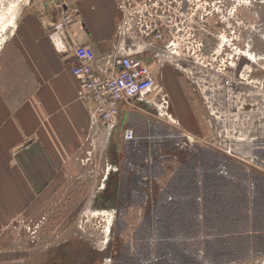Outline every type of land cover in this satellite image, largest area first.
<instances>
[{
  "label": "rangeland",
  "instance_id": "374dc122",
  "mask_svg": "<svg viewBox=\"0 0 264 264\" xmlns=\"http://www.w3.org/2000/svg\"><path fill=\"white\" fill-rule=\"evenodd\" d=\"M192 1L194 9L177 18L180 29L168 38L174 46H163L161 66L174 73L178 87L170 94L161 84L165 112L155 117L137 109L135 99L132 108L123 109L117 137L115 130L97 129V144H89L80 160L85 174L71 176L65 188L48 191L37 211L30 207L0 228V264H58V249L75 264L91 246L90 234L108 231L114 222L113 231H142L151 217L163 238L168 236L163 233L175 234V244L159 245L166 263H181L201 250L217 264V248L229 250L231 242L240 248L238 264H264V255L249 254L254 259L245 260L244 252L254 241L251 233L264 229V216L261 224L251 222V206L264 210V0ZM23 6L0 14V52ZM201 6L207 7L206 15ZM129 127L135 136L127 142ZM107 157L122 166L123 176L135 172L142 179H158L156 202L141 195L129 198L117 220L113 208L104 211L94 201L90 207L107 165L113 167ZM262 237L255 236V244ZM99 238L101 243L94 240L102 247L106 239Z\"/></svg>",
  "mask_w": 264,
  "mask_h": 264
},
{
  "label": "crops",
  "instance_id": "0c3cea01",
  "mask_svg": "<svg viewBox=\"0 0 264 264\" xmlns=\"http://www.w3.org/2000/svg\"><path fill=\"white\" fill-rule=\"evenodd\" d=\"M23 3L0 52V228L30 207L37 211L48 191L66 187L71 176L87 171L80 160L89 144H97L95 102L80 98L71 68L76 49L88 46L96 53V70L108 74L123 18L119 0ZM160 50L165 52L158 44L140 56L154 66ZM159 78L170 94L177 91L168 68H160ZM125 106L133 103L121 105L119 122L109 131L115 130L116 137ZM137 106L143 107L140 102Z\"/></svg>",
  "mask_w": 264,
  "mask_h": 264
},
{
  "label": "built area",
  "instance_id": "2783aa9c",
  "mask_svg": "<svg viewBox=\"0 0 264 264\" xmlns=\"http://www.w3.org/2000/svg\"><path fill=\"white\" fill-rule=\"evenodd\" d=\"M191 2L119 0L123 13L118 31L119 44L115 48L113 69L106 75L96 70L97 56L92 48L83 46L76 49L77 61L71 71L79 81L80 98H91L95 102L92 118L96 130L103 126L109 132L119 122L121 105L124 102L132 103L135 99L148 103L157 112L156 117H160L165 101L163 88L157 84L154 66L147 64L140 55L151 52L158 44L168 48L174 46L175 42L168 38L178 26L177 18L186 14L184 5ZM201 13H204L202 8ZM163 54H156L155 65L161 66ZM134 136L135 130L126 128V141L134 139Z\"/></svg>",
  "mask_w": 264,
  "mask_h": 264
},
{
  "label": "flooded vegetation",
  "instance_id": "af4514ba",
  "mask_svg": "<svg viewBox=\"0 0 264 264\" xmlns=\"http://www.w3.org/2000/svg\"><path fill=\"white\" fill-rule=\"evenodd\" d=\"M195 3L191 2V4L184 5V11L186 13H191L193 8V5ZM203 9V14L206 15L207 7L201 6ZM205 44L207 42L204 41ZM204 45V44H203ZM207 50V49H206ZM251 59V58H250ZM138 109V107H136ZM169 108V107H168ZM167 108V109H168ZM154 111V110H153ZM130 142V141H127ZM126 143V142H125ZM128 144V143H127ZM107 160L109 161V164L113 165V167H110L108 172H105L106 177L105 180L99 184L97 194L93 197V199L90 202V207L94 204L98 208L103 209L104 211H109L108 209H105L106 207L113 208V217L114 219H118V216L116 214L119 213L120 210H123L122 208L125 207L127 209L128 207V200L132 198V200L136 199L138 195H141L143 199H146L147 202L152 203L153 198L156 202V191L158 190V187L160 188V182H158V179L151 178H141L138 173H129L125 174L123 176L122 174V166H118L116 163H111L110 158L107 157ZM103 174V175H105ZM162 190V189H161ZM162 192H164L162 190ZM164 195V193H161V195ZM130 198V199H129ZM133 200V201H134ZM92 203V204H91ZM135 202H132L134 204ZM108 204H111V206H108ZM152 205H155L154 203ZM122 206V207H121ZM255 210V205L251 206V222L252 220L254 224H261L262 215L264 210L259 207V210ZM121 215V214H120ZM257 215V218L255 217ZM154 217H151L149 219L148 227L145 230L140 231H131V232H125V231H118L117 229L114 231L111 229L115 222L112 224L111 228H109L108 231L102 229L99 231V234L92 233L90 234V237L92 238L91 246L86 249V252L83 254V258L80 260V264H170L169 262H165V256L162 254H159V245H165L163 249H166V247L170 246V244H175L173 233L174 231H171L170 233H163V235L166 236L167 239L163 238L161 232L154 227L153 221ZM103 221H106V218H102ZM111 224V222H110ZM264 224V223H262ZM143 225V224H141ZM105 226V224L103 225ZM255 226V225H254ZM258 226V225H257ZM36 233V232H35ZM126 234H129L132 236V241L122 240L121 238L124 237ZM253 243L251 242V248H245L244 252H246V255L248 256L245 260L254 259V257L249 256V254H259L264 255V230L263 231H255L251 233ZM253 235H263L262 239L258 244H255L256 239L255 236L253 238ZM171 236V237H170ZM237 234L234 233H227L225 237H235ZM105 238L106 241L103 242L102 247L96 246V242L94 238ZM224 237V238H225ZM261 238V237H259ZM171 239V240H170ZM102 240L100 239L99 243H101ZM229 250L222 249V245L218 247L217 249V258L220 259V262L217 264H238L240 259L236 255H239L240 248L239 247H233V244L231 242L228 244ZM161 249V248H160ZM59 250V249H58ZM243 250V249H241ZM230 253L229 255H227ZM206 256V253H204ZM226 256V257H225ZM244 260V261H245ZM241 261V262H244ZM82 262V263H81ZM240 262V263H241ZM43 264H46L44 262ZM76 264H79L78 262ZM174 264V263H173ZM177 264H215L212 262L207 261V258L203 256V251L198 250L197 252L190 254L189 257L184 259L181 263Z\"/></svg>",
  "mask_w": 264,
  "mask_h": 264
},
{
  "label": "bare ground",
  "instance_id": "6f19581e",
  "mask_svg": "<svg viewBox=\"0 0 264 264\" xmlns=\"http://www.w3.org/2000/svg\"><path fill=\"white\" fill-rule=\"evenodd\" d=\"M8 1L9 4H7V6H5V2ZM23 1L25 0H2L1 1V6L3 7L1 10H0V14H11L13 13L14 14V11L17 9V7L20 5V3H23ZM18 11V10H17ZM13 16V15H12ZM4 17V15H3ZM7 17V16H6ZM14 17L16 18V16L14 15ZM4 18H1V20H3ZM12 20L11 22L13 23V17H11ZM9 21V19H8ZM15 22V21H14ZM1 23V22H0ZM10 25V24H9ZM1 27V26H0ZM3 29V27H2ZM4 30V29H3ZM161 68V67H160ZM160 72V71H159ZM161 86V85H160ZM159 86V87H160ZM161 112H165V109L163 107H161Z\"/></svg>",
  "mask_w": 264,
  "mask_h": 264
},
{
  "label": "trees",
  "instance_id": "16d2710c",
  "mask_svg": "<svg viewBox=\"0 0 264 264\" xmlns=\"http://www.w3.org/2000/svg\"><path fill=\"white\" fill-rule=\"evenodd\" d=\"M61 188V187H60ZM65 188V187H64ZM194 211V210H193ZM190 214H191V212H190ZM194 215V212H192V216ZM196 228H198V227H196ZM59 257V258H58ZM56 258L57 259H60V262H58V264H72L71 262H68V260H67V258L65 257V254H64V250H60L59 249V251L56 253ZM69 259H71V258H69ZM81 260H79V262H80ZM78 262V263H79ZM46 264H48V263H46ZM76 264V263H75Z\"/></svg>",
  "mask_w": 264,
  "mask_h": 264
},
{
  "label": "water",
  "instance_id": "95a60500",
  "mask_svg": "<svg viewBox=\"0 0 264 264\" xmlns=\"http://www.w3.org/2000/svg\"><path fill=\"white\" fill-rule=\"evenodd\" d=\"M54 1H57V0H54ZM159 71H160V69H159V67H156L155 69H154V74H155V76H156V81H157V83H161V80H160V78H159ZM143 105V107L144 108H147V106H148V103H146V102H143L142 103Z\"/></svg>",
  "mask_w": 264,
  "mask_h": 264
}]
</instances>
